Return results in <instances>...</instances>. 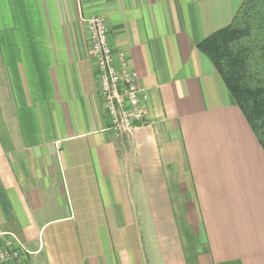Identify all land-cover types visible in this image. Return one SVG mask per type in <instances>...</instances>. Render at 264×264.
<instances>
[{
  "label": "crops",
  "instance_id": "0c3cea01",
  "mask_svg": "<svg viewBox=\"0 0 264 264\" xmlns=\"http://www.w3.org/2000/svg\"><path fill=\"white\" fill-rule=\"evenodd\" d=\"M242 3L0 0V241L26 264H187L195 237V264H264V152L198 49ZM96 16L148 95L129 138L108 130Z\"/></svg>",
  "mask_w": 264,
  "mask_h": 264
},
{
  "label": "trees",
  "instance_id": "16d2710c",
  "mask_svg": "<svg viewBox=\"0 0 264 264\" xmlns=\"http://www.w3.org/2000/svg\"><path fill=\"white\" fill-rule=\"evenodd\" d=\"M198 49L213 64L264 152V0H243L231 23ZM195 264L193 246L185 251Z\"/></svg>",
  "mask_w": 264,
  "mask_h": 264
},
{
  "label": "built area",
  "instance_id": "2783aa9c",
  "mask_svg": "<svg viewBox=\"0 0 264 264\" xmlns=\"http://www.w3.org/2000/svg\"><path fill=\"white\" fill-rule=\"evenodd\" d=\"M95 65L99 94L109 120L108 130L115 138L132 136L147 119V92L140 87L136 72L123 53H114L108 42L107 24L102 17L85 21ZM24 249L13 235L1 237L0 264H26Z\"/></svg>",
  "mask_w": 264,
  "mask_h": 264
},
{
  "label": "rangeland",
  "instance_id": "374dc122",
  "mask_svg": "<svg viewBox=\"0 0 264 264\" xmlns=\"http://www.w3.org/2000/svg\"><path fill=\"white\" fill-rule=\"evenodd\" d=\"M195 237H192V238H190V239H186V241H184L185 242V245L186 246H192V244L194 243H196V241H195V239H194ZM198 248V247H197ZM200 249H203V248H200Z\"/></svg>",
  "mask_w": 264,
  "mask_h": 264
}]
</instances>
